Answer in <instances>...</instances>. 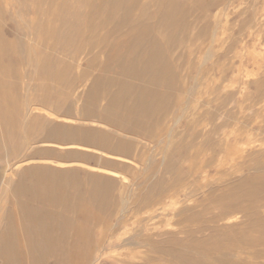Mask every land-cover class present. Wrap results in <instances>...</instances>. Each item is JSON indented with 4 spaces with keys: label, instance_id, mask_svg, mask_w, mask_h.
<instances>
[{
    "label": "rangeland",
    "instance_id": "374dc122",
    "mask_svg": "<svg viewBox=\"0 0 264 264\" xmlns=\"http://www.w3.org/2000/svg\"><path fill=\"white\" fill-rule=\"evenodd\" d=\"M116 2L0 0V264H264V0Z\"/></svg>",
    "mask_w": 264,
    "mask_h": 264
},
{
    "label": "bare ground",
    "instance_id": "6f19581e",
    "mask_svg": "<svg viewBox=\"0 0 264 264\" xmlns=\"http://www.w3.org/2000/svg\"><path fill=\"white\" fill-rule=\"evenodd\" d=\"M123 1L124 0H117V2L115 3V5H114V7H113V9L112 10H114L115 12L117 11V9L119 10V8L122 6V3H123ZM169 9H173V8H169ZM174 10H176L175 12H172L171 10H169V11H167V13H163V14H161L160 15V17H164L165 19H166V24H167V26L168 27H170L173 23H175V20L178 18V17H181V16H183V14H185V12L187 11V7H181V6H179V7H175L174 8ZM179 13L181 14V15H179ZM149 15V14H148ZM122 16V18H123V20H125L126 19V15L125 14H122L121 15ZM122 24V23H121ZM132 25L133 26H135V28L134 29H138L139 28V30H142V31H144L143 29H145L146 27L144 26V25H142V23L140 22V23H132ZM169 33H171V32H169ZM159 48H161L160 46H155V49H154V52H157V50L159 49ZM150 52H152V51H150ZM165 61V60H164ZM132 71V70H131ZM141 73V72H140ZM159 78H161V77H159ZM159 78H158V80H159ZM160 81V80H159ZM147 90H143L142 91V94L143 93H145ZM149 91H152L153 92V94L155 95V96H157V97H159L160 96V94H159V92H157L155 89H154V87L152 86L150 89H149ZM118 96V95H117ZM124 97H126L125 95H124ZM124 97H122V98H120V99H117V100H115V101H112L111 103H112V107L114 108V110H120L121 108H123V107H126L127 106V104H125V102H124V100H125V98ZM161 97V96H160ZM12 100H13V98H12ZM13 101H15V100H13ZM152 102V101H151ZM134 104H135V106L136 107H138V108H140V107H143L146 103H145V101L142 99V97H139L138 99H136V101L134 102ZM168 104V103H167ZM121 107V108H120ZM132 107V106H131ZM125 109H128V108H125ZM14 124V123H13ZM59 164V163H58ZM64 164V163H63ZM71 164V163H70ZM21 165V164H20ZM56 165V164H55ZM64 165H66V164H64ZM68 165V164H67ZM72 165V164H71ZM60 166H62V163H61V165ZM78 166V165H77ZM74 167V166H73ZM91 169H93V170H96V171H99L100 173H107V174H114L115 172L113 171V172H111L109 169H107V168H102V167H93V168H91ZM105 179V178H104ZM97 180V179H96ZM106 180V179H105ZM105 180H104V182H105ZM98 182V181H97ZM103 182V183H104ZM107 183H109V181L107 182ZM113 183V182H112ZM98 184V183H97ZM96 184V185H97ZM100 184V183H99ZM113 185V184H112ZM110 186H111V184H110ZM98 187V186H97ZM112 187V186H111ZM99 189V188H98ZM103 191V190H102ZM106 191V190H105ZM108 194V193H107Z\"/></svg>",
    "mask_w": 264,
    "mask_h": 264
}]
</instances>
